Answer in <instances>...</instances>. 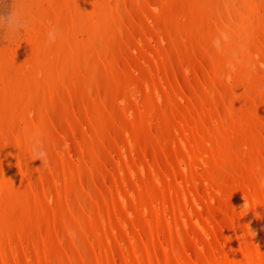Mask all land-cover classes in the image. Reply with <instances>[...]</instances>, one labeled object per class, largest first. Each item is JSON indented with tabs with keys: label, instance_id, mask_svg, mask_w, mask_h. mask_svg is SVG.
<instances>
[{
	"label": "bare ground",
	"instance_id": "1",
	"mask_svg": "<svg viewBox=\"0 0 264 264\" xmlns=\"http://www.w3.org/2000/svg\"><path fill=\"white\" fill-rule=\"evenodd\" d=\"M25 9L0 58V264H264V0Z\"/></svg>",
	"mask_w": 264,
	"mask_h": 264
},
{
	"label": "clouds",
	"instance_id": "2",
	"mask_svg": "<svg viewBox=\"0 0 264 264\" xmlns=\"http://www.w3.org/2000/svg\"><path fill=\"white\" fill-rule=\"evenodd\" d=\"M27 17L22 9L20 0H12L10 10L0 13V40L12 43L22 36L27 27ZM59 36L55 26L49 28L47 32L46 44L51 46ZM32 150L37 160L46 162V152L42 150L41 142L35 141ZM254 235V233H253Z\"/></svg>",
	"mask_w": 264,
	"mask_h": 264
},
{
	"label": "rangeland",
	"instance_id": "3",
	"mask_svg": "<svg viewBox=\"0 0 264 264\" xmlns=\"http://www.w3.org/2000/svg\"><path fill=\"white\" fill-rule=\"evenodd\" d=\"M50 1V0H42ZM12 0H0V13H5L10 10ZM20 4L25 13L27 0H20ZM30 29L26 27L24 33L21 37L12 43H7V41L0 40V58L3 56L7 59H18L20 55L26 50L29 45L30 39Z\"/></svg>",
	"mask_w": 264,
	"mask_h": 264
}]
</instances>
